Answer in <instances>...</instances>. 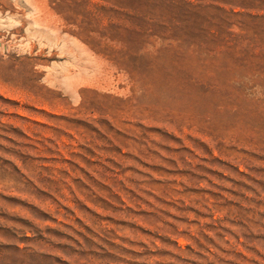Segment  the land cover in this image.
<instances>
[{"label": "rangeland", "instance_id": "rangeland-1", "mask_svg": "<svg viewBox=\"0 0 264 264\" xmlns=\"http://www.w3.org/2000/svg\"><path fill=\"white\" fill-rule=\"evenodd\" d=\"M0 264H264V0H0Z\"/></svg>", "mask_w": 264, "mask_h": 264}]
</instances>
